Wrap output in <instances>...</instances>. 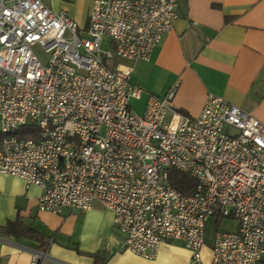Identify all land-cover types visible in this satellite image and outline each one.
I'll return each mask as SVG.
<instances>
[{
  "label": "built area",
  "instance_id": "obj_1",
  "mask_svg": "<svg viewBox=\"0 0 264 264\" xmlns=\"http://www.w3.org/2000/svg\"><path fill=\"white\" fill-rule=\"evenodd\" d=\"M175 0H93L87 25L42 0H0V173L41 189L40 210L113 213L122 247L154 258L161 241L180 240L187 264L201 254L205 222L231 217L233 231H216L207 264H259L264 254V124L209 93L196 116L172 105L174 88L149 95L131 64L147 60L175 17ZM85 33V35H83ZM103 37L114 48L102 49ZM49 52L41 64L33 51ZM31 126L35 137H19ZM167 168L192 176L183 194ZM33 251L31 264H43Z\"/></svg>",
  "mask_w": 264,
  "mask_h": 264
},
{
  "label": "crops",
  "instance_id": "obj_2",
  "mask_svg": "<svg viewBox=\"0 0 264 264\" xmlns=\"http://www.w3.org/2000/svg\"><path fill=\"white\" fill-rule=\"evenodd\" d=\"M42 1L86 27L93 0ZM174 8L172 26L149 58L122 60L141 89L130 99L143 112L149 95L162 98L174 88L172 105L196 116L211 93L264 124V0H175ZM40 194L37 185L0 173V264H31L33 251L44 253L43 264H187L190 251L180 240L165 239L154 258H144L122 247L112 211L98 202L54 214L38 209ZM211 245L201 248L206 264Z\"/></svg>",
  "mask_w": 264,
  "mask_h": 264
},
{
  "label": "rangeland",
  "instance_id": "obj_3",
  "mask_svg": "<svg viewBox=\"0 0 264 264\" xmlns=\"http://www.w3.org/2000/svg\"><path fill=\"white\" fill-rule=\"evenodd\" d=\"M85 35V33H83ZM114 41L110 39L109 37H103L101 41V48L102 49H111L113 50L114 48ZM33 51L37 58L39 59L41 64H46L48 61L49 57V52L43 49L40 45H35L33 46ZM106 64L111 65L115 63H122V60L120 59H110L105 61ZM130 105L132 107V110L136 114H141L142 109L140 108L139 104L137 101H134L133 99H130ZM236 220L231 217H225L217 220L216 217H210L206 222H205V233H204V242L206 244H212L213 242V236L216 231H233L236 228Z\"/></svg>",
  "mask_w": 264,
  "mask_h": 264
},
{
  "label": "trees",
  "instance_id": "obj_4",
  "mask_svg": "<svg viewBox=\"0 0 264 264\" xmlns=\"http://www.w3.org/2000/svg\"><path fill=\"white\" fill-rule=\"evenodd\" d=\"M31 131H33V128L31 126H23L18 128L16 133L19 137H35V135L31 133ZM167 180L170 185L174 186L183 194L191 193L196 185V181L192 176L180 172L174 168H167ZM9 230L11 231L10 227L7 228V232Z\"/></svg>",
  "mask_w": 264,
  "mask_h": 264
}]
</instances>
